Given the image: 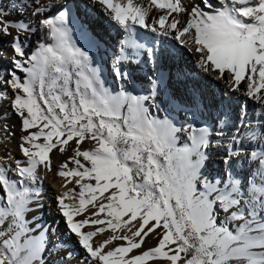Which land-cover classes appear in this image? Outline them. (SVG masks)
<instances>
[{"label": "snow or ice", "instance_id": "6c2138e0", "mask_svg": "<svg viewBox=\"0 0 264 264\" xmlns=\"http://www.w3.org/2000/svg\"><path fill=\"white\" fill-rule=\"evenodd\" d=\"M93 5L125 33L114 57L116 77L127 82L130 73L121 66L139 63L143 54L153 69L148 95L123 85L118 91L107 87L94 53L77 44L74 9ZM52 6L57 11L49 15L46 0H19L10 2L9 11L0 0V40L14 53L11 69L0 70V106L10 89L8 103L25 133L22 157L14 165L11 156L7 163L0 158V264H264V0H201L190 7L182 0H88ZM174 13L188 20L181 25ZM138 29L152 39L138 37ZM41 30L43 42L29 54L28 41ZM169 38L173 44L163 42ZM177 46L194 56L207 79L259 103L255 125L245 122L242 105L243 132L220 119L225 111L214 121L222 125L215 132L197 126L203 112L195 87L192 102L177 105L183 122L171 109L163 118L153 114L161 110L156 100L164 93L156 65L182 55L174 51ZM176 76L189 73L179 70ZM173 102L163 101L164 107ZM6 121L7 113L0 112V128L14 135ZM182 133L188 143L178 146ZM210 137L226 148L223 163L232 167L243 156L256 170L243 180L232 173H225L226 180L209 179ZM85 141L90 147L82 149ZM70 142L75 147L58 175L78 186V197L73 188L56 202L79 251L61 245L52 253L51 230L31 227L27 214L33 202L35 210L41 207L38 170H50L53 151L63 155ZM13 167L15 179L9 178ZM69 196L78 203H66ZM82 214L87 215L77 220ZM106 231L102 241L94 239ZM149 237L157 244L145 248Z\"/></svg>", "mask_w": 264, "mask_h": 264}, {"label": "bare ground", "instance_id": "6f19581e", "mask_svg": "<svg viewBox=\"0 0 264 264\" xmlns=\"http://www.w3.org/2000/svg\"><path fill=\"white\" fill-rule=\"evenodd\" d=\"M10 2L18 3L19 0H3L4 6L9 8ZM48 8L45 10L49 15L55 14L57 9L53 7L56 3H75L83 5L88 0H46ZM135 2V0H134ZM185 7H190L192 4H200L201 0H182ZM202 6V5H201ZM9 11L11 9L9 8ZM76 15V28L73 30V36L77 44L89 51L90 54L94 53V61L101 68L102 78L105 79L106 86L118 91L123 85L127 91L133 92L138 95H148L150 90V78L153 77V69L144 62L143 54H141L140 62L137 63L135 60L126 62V67H122V70H126L130 73L127 82L122 79H118L115 74V68L117 65L114 63V57L118 55L120 41L123 39L125 33L123 30L114 26V22L110 21L105 15L99 11L98 5H93L87 9L84 7H77L74 9ZM157 15L159 12L156 13ZM173 16L179 19L180 24L183 25L188 20V16L184 13H174ZM43 16L38 17L42 19ZM15 34V33H14ZM139 36H145L148 40L152 39L153 34L148 33L146 30L138 29L137 33ZM43 30L39 35H33L28 41L29 54L35 47L43 42ZM10 39V38H9ZM162 39V38H161ZM165 44H173L170 38L163 41ZM0 51H3L4 56L0 58V70L11 69L10 59L14 55L12 47L7 40H0ZM175 52L182 53L177 59L163 58L156 65V75L161 73L163 79L162 87L164 93L161 97L157 98L156 103L161 105V110L157 112L153 109V114L159 115L163 118L164 115L168 114L171 109L176 115V119L183 122L184 115L180 112L178 104H190L192 97L190 90L192 88H198L200 91L197 95V104L199 105L200 111L203 115L200 117L201 123L197 126L207 125L210 131L215 132L222 125L214 123L216 117L220 116L221 111L227 113V117H220L221 120L227 118L230 124H234L244 131L243 126L238 118L241 113V106L246 105L247 117L245 122L248 120L252 121L255 125L258 119L257 113L260 111V105L256 101H251L241 94V92H229L222 82L217 83L215 81L207 79L199 69L196 68L194 63V56L184 51L182 47L177 46L174 49ZM183 70L189 73L186 78L178 79L176 76L177 71ZM19 74V73H18ZM22 75V74H21ZM23 78V77H22ZM7 80L9 77L4 76ZM243 90V86H242ZM8 98L5 99L0 106V112L7 113V123L10 125V131L14 135H7L3 128H0V158H3L4 163L8 162V157L11 156V163L15 164L17 159L22 157V153L19 149V144L23 143L21 137L25 134L21 131V122L17 115L12 111L8 101L12 99L11 90H8ZM169 98L173 99V103L168 104V107H164L163 101H168ZM189 121H191V114L188 115ZM235 129H232L234 131ZM212 143L207 148L208 160L205 163V175L209 176V179L218 177L226 180L227 176L225 173H232L235 178L243 180L248 176L249 172L256 170V165L246 161L242 156L239 160H236L234 165L230 167L228 164L223 163L226 158V148L219 146L214 137H210ZM188 143V134L182 133L178 146ZM244 143H248L247 140ZM75 147L74 142H70V146L67 152L61 155L58 151L54 150L52 155L51 169H45L41 167L38 171L41 176L39 184L35 187L39 188L40 194V205L38 210L36 209V203L33 202L30 210L27 214V219L30 222V226L34 227L39 224L44 229H50L49 240H50V251L56 253L63 248L68 250L79 251V245L76 243V237L65 227L64 218L57 211V197L68 192L70 189L77 188L78 197V186L75 183H66V179L58 175L62 162L67 158L68 155L72 154V148ZM82 149L90 147V143L85 141L81 146ZM253 149H244L245 152ZM73 167V165H69ZM14 168V167H13ZM12 168V169H13ZM15 169V168H14ZM239 175H236V174ZM13 172L9 173V178H13ZM249 179H251L249 177ZM259 177H256L259 183ZM65 202L69 205L77 204V200H73L71 196L66 197ZM87 214L77 216L76 219H84ZM223 215V214H221ZM103 214H101V218ZM4 227H7L5 224ZM85 231L93 230L92 228L85 226ZM34 235L39 234V230L33 233ZM110 232L106 231L104 234L94 238L97 242L102 241ZM62 242H64L62 244ZM119 243V242H117ZM157 241L154 238H147L144 245L145 248L156 246ZM74 264V262H73Z\"/></svg>", "mask_w": 264, "mask_h": 264}, {"label": "rangeland", "instance_id": "374dc122", "mask_svg": "<svg viewBox=\"0 0 264 264\" xmlns=\"http://www.w3.org/2000/svg\"><path fill=\"white\" fill-rule=\"evenodd\" d=\"M160 75H161V73H160ZM160 75H158V76H160ZM13 165H14V163H13ZM12 172L14 173L15 172V169L13 168L12 169ZM16 177L15 176H13V178L12 179H15Z\"/></svg>", "mask_w": 264, "mask_h": 264}]
</instances>
